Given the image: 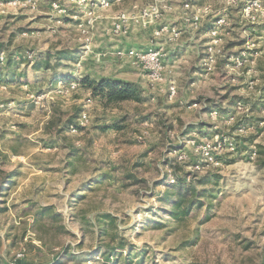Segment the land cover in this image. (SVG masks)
<instances>
[{
	"label": "rangeland",
	"instance_id": "374dc122",
	"mask_svg": "<svg viewBox=\"0 0 264 264\" xmlns=\"http://www.w3.org/2000/svg\"><path fill=\"white\" fill-rule=\"evenodd\" d=\"M34 1L35 8L0 0V46L18 55L15 69L26 73L0 82V171L15 173L0 189V264H50L64 245L90 263L101 260L95 253L105 243L132 251L133 264L260 262L264 167L255 150L264 145V69L258 68L264 67V0H158L166 8L146 24L136 21L137 12L155 0ZM185 1L188 11L201 10L196 26L180 16ZM122 13L125 29L114 36ZM161 24L180 34H156ZM216 26L213 61L206 62ZM117 45L160 48L162 78L112 54ZM47 49H74L79 57L33 70L25 57ZM67 72L133 79L142 101L103 108L62 74L48 80L49 73ZM83 112L89 121L82 126ZM125 115L124 129H97ZM183 171L214 173L220 181L213 197H203L205 206L177 223L158 194ZM40 205L53 206L62 219L36 222ZM103 214L112 216V226L98 221Z\"/></svg>",
	"mask_w": 264,
	"mask_h": 264
},
{
	"label": "trees",
	"instance_id": "16d2710c",
	"mask_svg": "<svg viewBox=\"0 0 264 264\" xmlns=\"http://www.w3.org/2000/svg\"><path fill=\"white\" fill-rule=\"evenodd\" d=\"M194 2V0H190ZM28 55V53H25ZM79 55H75L74 49H62L57 51H51L49 49L45 51L33 52L32 57L26 58V62H31L32 69L35 71L44 70L50 71L55 69V65L50 67L51 62L60 64L62 61H76ZM18 55L15 52L5 55L4 47L0 46V82L8 80H18L24 77L26 73L23 71L19 72V69H15L18 61L16 59ZM2 63V64H1ZM64 66H67L64 64ZM260 69H264L262 66H258ZM54 71V70H53ZM41 77L38 84H43V80L47 78L46 73ZM58 78L73 81L76 89L80 88L85 91L90 99H98L99 103L103 108L112 106H119L125 102L134 101L140 102V87L136 83L130 81H124L113 76H91L90 73H80L75 76L71 73H49L48 80L52 81L53 77L60 75ZM20 77V78H19ZM37 77V76H36ZM220 110V104H216ZM215 106V107H216ZM218 110V109H217ZM218 111V112H219ZM126 116V117H125ZM120 117L118 120L113 121L110 124L100 125L97 127L100 131H106L109 129L122 130L127 125L124 123L128 119V115ZM255 153L258 154V165L264 167V145L257 144ZM169 164L173 169H178L179 165L175 161H169ZM126 172V171H125ZM125 178H130V174L125 173ZM15 176V173H5L0 171V189H2L11 178ZM176 178L173 180V184L164 185V190L158 194V200L162 204V208L166 216L180 223L185 221L195 210L202 208L206 205L203 197L214 196L213 192L216 189L218 182L220 181L219 175L214 173H206L197 175L189 173V171L181 174H176ZM138 181V179L136 180ZM207 187H202L203 185ZM3 190V189H2ZM35 221L42 222L48 220L50 222L60 221L62 219L61 213L56 211L51 205H40L35 212ZM98 221L107 219L109 225H113L114 219L110 215H99ZM63 225L58 229L63 230ZM105 227H100V236H105L107 231H103ZM104 232V233H103ZM113 239V237H111ZM104 240V239H103ZM251 244L250 240H245L242 248L247 249ZM122 245H112L109 243L98 244L95 255L101 257V260H92L90 263L88 259L80 258L84 255L81 251L73 252L68 246L64 245L60 251L57 252L56 256L52 259L50 264H65L68 261L76 262V264H133L134 256L132 251H128L126 254L123 253ZM262 255V254H261ZM83 262V263H82ZM257 264H264V255Z\"/></svg>",
	"mask_w": 264,
	"mask_h": 264
},
{
	"label": "built area",
	"instance_id": "2783aa9c",
	"mask_svg": "<svg viewBox=\"0 0 264 264\" xmlns=\"http://www.w3.org/2000/svg\"><path fill=\"white\" fill-rule=\"evenodd\" d=\"M116 1H121V0H95L96 3L102 6H109L111 5V3H114ZM158 2L160 1L155 0V2L140 8L136 15V21H141L142 24H146L150 21L154 22V21H157V19H160L162 15L161 10H163V8H166V6L164 5V7H161ZM10 3L12 4L22 3L25 6L31 5L32 8H35L34 0H10ZM257 4H258V1L253 0V5H257ZM53 6L57 7L56 4H53ZM189 7H190L189 2L185 1L183 3V8L188 12ZM199 11L201 12V10L198 9L197 12L189 13V15H187L188 20H190V22L195 26L200 21ZM127 19L128 17L126 13H122L117 17V21L114 23L112 27V33L114 36H118L125 29V26H126L125 23ZM221 22H223V19L219 18L216 24L219 25ZM217 30L218 28L216 26L214 27V29L210 31L212 40H210L207 43L208 44L207 54H209V56L206 57V62L213 61L212 53L214 49V42L216 41L214 37L217 36L216 35ZM163 31H171L174 37H177L180 34L179 30L175 27V25H172L170 27L168 24H161L159 26V29L156 31V34H161V32ZM112 54L118 57L125 56L127 58L133 59L136 64L141 65L142 67L145 68V70L148 72L149 77L152 78L153 80H160L162 78V70H163L164 64H163V56H162L160 48L151 46L147 49L139 50L134 47H130L127 50L117 49L115 51H112ZM236 60L238 61V59ZM238 63L240 64L239 61ZM169 90L171 94H173L174 86H171ZM88 121H89L88 114L86 112H83L79 118V123L83 126ZM76 129L77 128H72V131H76ZM220 147H221V144L218 143L217 148H220ZM208 158L209 160L213 161V155H211V153L208 154ZM20 255H22V253L18 254V256Z\"/></svg>",
	"mask_w": 264,
	"mask_h": 264
},
{
	"label": "crops",
	"instance_id": "0c3cea01",
	"mask_svg": "<svg viewBox=\"0 0 264 264\" xmlns=\"http://www.w3.org/2000/svg\"><path fill=\"white\" fill-rule=\"evenodd\" d=\"M173 8V7H172ZM193 9H194V7H193ZM200 9V8H199ZM180 10H182V14H180V16H184V18H183V20H186L187 22H188V18H187V15H189V13H192V6H191V10L190 11H186L184 8H183V5H181L180 6ZM184 12V13H183ZM179 16V15H178ZM162 20V19H161ZM174 24H176V23H174ZM177 25V24H176ZM175 46H179V45H175ZM184 45H180V47H183ZM122 48V46H115V47H111V48H113L112 49V51H115V50H117V49H121ZM171 47V46H170ZM186 48H188L189 46H185ZM176 51V50H175ZM91 74V76H113V77H116V78H118V79H122V80H124V81H130V82H133V83H136L137 85H139V83H137L135 80H133V79H130V78H127V77H117V76H114V74L112 75V74H109V75H96L95 73H90Z\"/></svg>",
	"mask_w": 264,
	"mask_h": 264
}]
</instances>
